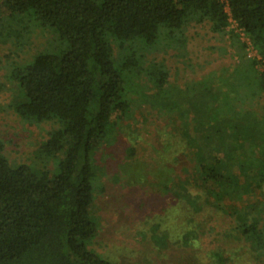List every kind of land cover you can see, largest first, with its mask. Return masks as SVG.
<instances>
[{"label": "trees", "instance_id": "16d2710c", "mask_svg": "<svg viewBox=\"0 0 264 264\" xmlns=\"http://www.w3.org/2000/svg\"><path fill=\"white\" fill-rule=\"evenodd\" d=\"M230 21L260 59L242 56L247 46L240 43L232 68L175 90L177 113L187 118L183 122L191 132L172 139L184 143L188 155L193 152L192 169L200 183L217 186L205 191L214 199L212 207L234 220L240 237L259 247L264 244L261 217L228 212L221 201H237L248 191L230 173L234 166L264 189V115L253 112L264 98V0L0 2V41L13 38L23 47L35 30L49 35L28 60L8 64L4 77L22 97L12 105L19 117L52 124L35 152L41 168L11 164L0 139V264H113L91 249L98 233L90 213L101 166L96 156L119 140L118 123L132 108L128 94L136 91L129 87L136 84L134 78L144 76L150 83L153 94H145L147 99L168 94L167 68L158 62L143 65V54L181 50L191 23L208 24L222 35ZM234 37L239 42V33ZM237 91L241 99L232 98ZM248 105L254 116L249 109L241 112ZM257 138L262 140L259 159L253 152ZM48 161L51 169L44 166ZM180 197L185 205L193 200L186 192Z\"/></svg>", "mask_w": 264, "mask_h": 264}, {"label": "rangeland", "instance_id": "374dc122", "mask_svg": "<svg viewBox=\"0 0 264 264\" xmlns=\"http://www.w3.org/2000/svg\"><path fill=\"white\" fill-rule=\"evenodd\" d=\"M226 31L215 34L208 24L191 23L184 29L185 45L181 50L144 52L143 65L158 62L167 68L168 94L147 99L145 94H153L150 83L144 76L134 78L136 84L129 87L136 91L128 94L132 108L129 117L118 123L119 140L110 148H100L96 156L101 166L90 213L98 233L91 249L102 259L113 264H264V244L252 246L240 237L232 218L212 207L214 199L205 191L216 190L217 186L200 183L192 169L193 152L190 150L188 155L186 145H176L172 139L184 130L191 132L183 122L187 118L177 113L175 90L181 92L188 83H196L222 68H232L239 58L240 43L247 46L242 56L260 59L232 21ZM235 33H239V42ZM28 36V44L23 47L17 46L13 38L0 41V139L11 164L41 168L35 152L47 139L52 124L19 117L12 105L21 102L22 97L17 86L4 77L8 64L28 60L49 38L48 33L38 30ZM256 67L261 70L260 65ZM231 96L235 99L239 92ZM262 98L263 105L253 110L258 115H264ZM248 109L250 112L249 105L241 106V112ZM261 139L253 140L258 159ZM183 152L185 155L179 158L177 154ZM180 163L185 170L174 167ZM44 166L51 169L53 163L48 161ZM230 173L248 191L234 202L223 197L222 207L228 212L241 210L258 215L259 226L264 228V189L247 181L237 166ZM181 186L193 199H188L187 205L180 197L185 193Z\"/></svg>", "mask_w": 264, "mask_h": 264}]
</instances>
